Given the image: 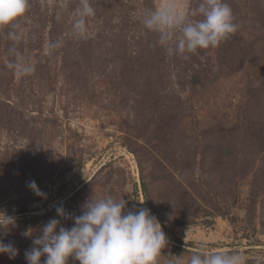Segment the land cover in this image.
<instances>
[{"label":"rangeland","instance_id":"obj_1","mask_svg":"<svg viewBox=\"0 0 264 264\" xmlns=\"http://www.w3.org/2000/svg\"><path fill=\"white\" fill-rule=\"evenodd\" d=\"M89 2L82 35L80 0H28L0 26V211L16 219L0 240L19 250L0 264H27L29 229L74 226L56 206L108 196L159 219L158 264L201 245L264 264V0H226L237 30L187 59L142 24L163 0Z\"/></svg>","mask_w":264,"mask_h":264},{"label":"clouds","instance_id":"obj_2","mask_svg":"<svg viewBox=\"0 0 264 264\" xmlns=\"http://www.w3.org/2000/svg\"><path fill=\"white\" fill-rule=\"evenodd\" d=\"M27 9L28 0H0V26L17 28L16 21ZM77 14L74 29L82 35L87 31V19L95 15L89 0H80ZM142 24L157 34L158 46L185 59L186 54H195L198 49L217 47L238 27L226 0H196L195 6L163 0L144 14ZM16 70L24 75L34 69L22 61ZM27 187L47 199L35 180L27 182ZM126 203L125 199L111 196L91 197L81 205V214L75 216L67 213L62 204L56 206L57 215L72 219L74 226L66 228L60 219L52 218L36 234L32 229L23 233L32 238V247L25 251L27 264H41L42 256L46 257L43 264H69L70 258L79 264H158L168 244L161 222L149 209H126ZM15 224L14 216L0 211V233L7 234ZM18 252L13 243L0 240V254L14 259ZM174 264L185 262L177 258ZM186 264H245V258L235 252L207 251L201 245Z\"/></svg>","mask_w":264,"mask_h":264}]
</instances>
